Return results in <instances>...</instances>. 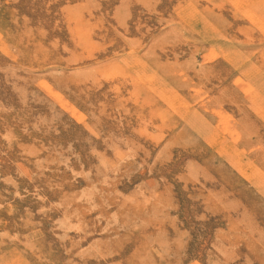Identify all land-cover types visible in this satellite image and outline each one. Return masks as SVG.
<instances>
[{
	"label": "rangeland",
	"instance_id": "obj_1",
	"mask_svg": "<svg viewBox=\"0 0 264 264\" xmlns=\"http://www.w3.org/2000/svg\"><path fill=\"white\" fill-rule=\"evenodd\" d=\"M263 10L0 0V264H264Z\"/></svg>",
	"mask_w": 264,
	"mask_h": 264
},
{
	"label": "bare ground",
	"instance_id": "obj_2",
	"mask_svg": "<svg viewBox=\"0 0 264 264\" xmlns=\"http://www.w3.org/2000/svg\"><path fill=\"white\" fill-rule=\"evenodd\" d=\"M240 1V0H239ZM245 1V0H244ZM256 5V4H255ZM261 6V5H260ZM256 11V10H255ZM264 11V10H263ZM262 11V12H263ZM232 13V12H231ZM157 15V14H156ZM261 15V14H260ZM260 17V16H259ZM258 18V17H257ZM263 22V21H262ZM251 31V30H250ZM128 34V33H127ZM82 55V54H81ZM96 77V76H95ZM148 86V85H147ZM154 94V93H153ZM111 100V99H110ZM163 100V99H162ZM152 101V100H151ZM182 101V100H181ZM165 104V103H164ZM179 104H181V103H179ZM183 105V104H182ZM101 106V105H100ZM170 108V107H169ZM175 108V107H174ZM188 109V108H187ZM173 110V109H172ZM263 114V113H262ZM186 117V116H185ZM180 118V117H179ZM183 122V121H182ZM212 131V130H211ZM215 133V132H214ZM138 134V133H137ZM223 143V142H222ZM221 143V144H222ZM231 149V148H230ZM242 158V157H241ZM252 174V173H251ZM258 174V173H257ZM250 176V175H249ZM257 177V176H256ZM256 179V178H255ZM204 187V186H203ZM136 198V197H135ZM156 203V202H155ZM164 222V221H163ZM244 228V227H243ZM253 228V227H252ZM16 254V253H15Z\"/></svg>",
	"mask_w": 264,
	"mask_h": 264
}]
</instances>
